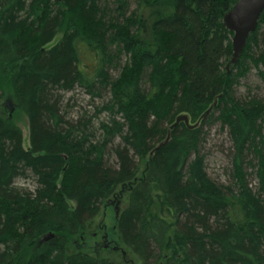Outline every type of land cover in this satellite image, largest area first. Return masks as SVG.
I'll return each instance as SVG.
<instances>
[{
    "label": "trees",
    "instance_id": "trees-1",
    "mask_svg": "<svg viewBox=\"0 0 264 264\" xmlns=\"http://www.w3.org/2000/svg\"><path fill=\"white\" fill-rule=\"evenodd\" d=\"M236 1L0 0V264H117L75 243L122 187L115 234L139 264H264V100L235 97L251 68L264 81V8L227 69ZM75 88L93 114L62 113ZM213 121L228 186L199 154Z\"/></svg>",
    "mask_w": 264,
    "mask_h": 264
},
{
    "label": "rangeland",
    "instance_id": "rangeland-1",
    "mask_svg": "<svg viewBox=\"0 0 264 264\" xmlns=\"http://www.w3.org/2000/svg\"><path fill=\"white\" fill-rule=\"evenodd\" d=\"M58 35L54 41L59 37ZM235 97L239 100L259 99L264 100V81L258 76L256 70L251 68L245 78L241 79L235 88ZM8 96V98H7ZM4 115L17 123L22 130V143L28 145V124L26 117L14 107L10 91L5 92ZM101 103L97 97L92 98L80 88L62 94V113L70 119H76L83 112L91 115L96 106ZM104 117V114L101 115ZM205 136L199 148V154L204 157V168L208 177L221 186L231 183V141L227 130L221 128L217 121H213L204 128ZM114 164L116 163L113 158ZM248 171L251 173L250 169ZM250 185L255 190L257 180L252 175L249 177ZM34 181L31 177L17 179L15 185L22 190H32ZM125 193L110 197L101 207L99 215L92 225L86 230L81 239H76L75 245L82 244L83 248L91 253L96 252L101 256H108L117 264H139L138 259L117 240L115 234V205L118 208L125 205ZM78 238V237H77Z\"/></svg>",
    "mask_w": 264,
    "mask_h": 264
},
{
    "label": "water",
    "instance_id": "water-1",
    "mask_svg": "<svg viewBox=\"0 0 264 264\" xmlns=\"http://www.w3.org/2000/svg\"><path fill=\"white\" fill-rule=\"evenodd\" d=\"M63 2L64 0H54ZM264 8V0H237L222 15L223 26L232 33L231 47L232 54L229 57L226 68L234 64L240 57L246 44L248 36L256 29L259 16ZM180 120L187 122L186 115L176 118V125ZM169 134L165 141H167ZM124 187L121 188L119 195L122 194ZM119 211L118 203L115 205V215Z\"/></svg>",
    "mask_w": 264,
    "mask_h": 264
},
{
    "label": "bare ground",
    "instance_id": "bare-ground-1",
    "mask_svg": "<svg viewBox=\"0 0 264 264\" xmlns=\"http://www.w3.org/2000/svg\"><path fill=\"white\" fill-rule=\"evenodd\" d=\"M169 128V127H168ZM171 128V127H170ZM173 129V128H172ZM171 131V130H170ZM159 144V143H158Z\"/></svg>",
    "mask_w": 264,
    "mask_h": 264
}]
</instances>
